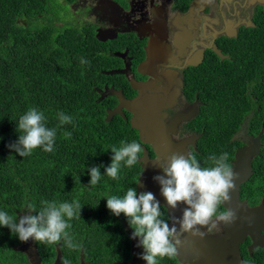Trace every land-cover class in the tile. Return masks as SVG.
Instances as JSON below:
<instances>
[{
	"label": "flooded vegetation",
	"instance_id": "flooded-vegetation-1",
	"mask_svg": "<svg viewBox=\"0 0 264 264\" xmlns=\"http://www.w3.org/2000/svg\"><path fill=\"white\" fill-rule=\"evenodd\" d=\"M77 5L81 8L75 13V23L85 25L87 32H94L101 43L98 55L103 77L102 87L97 90L105 105L104 119L117 118L127 123L133 131L132 141L142 147L137 164L132 166L137 194L147 191L155 197L160 195L156 199L161 204V218L170 227L177 223L179 230L177 220L187 206L180 203L175 210L167 206L159 183L153 179L163 174L159 165L166 164L175 152L193 154L201 167H212L209 157L227 152L233 169L235 154L239 152L245 159V170L240 176L245 178L238 181V199L248 207L259 205L264 182L258 189L249 185L255 160L261 154L262 129L255 131L254 123L250 124V112L241 118V111H236L235 117L225 120L237 125L226 142L228 127L223 125L224 115L233 111L224 108L223 100H210L214 92H206L208 84H200V75L205 72L207 60L232 58L231 49L240 41V35L258 26L257 21L264 15V0H78L70 6L77 10ZM152 46L159 52L151 54ZM216 50L228 57L220 58ZM131 81L140 84V88L133 87ZM120 99L133 101L134 105L122 106ZM113 110L116 112L107 116ZM133 123L141 127L142 139L140 130L131 126ZM248 169L251 171L247 175ZM115 188L113 185L105 190V203L98 206L100 213L89 215L97 218L86 220L89 227L101 223L100 233L85 231L83 242H74L73 248L56 242L54 253L48 258L37 246L39 264H53L58 252L59 264H63L64 249L70 264H147L141 259L144 249L137 246L139 237L132 238L128 218L123 213L112 214L106 206V198L112 196ZM225 211L230 209L222 202L209 223L198 226L197 235L181 234L174 257H157V264H210L213 249L219 250L221 264H229L226 251L234 248V243H228V239L231 236L234 241L237 222L233 217L229 221L221 219ZM261 236L264 237V230ZM252 243L250 235L241 231L239 264H264V246L257 245L250 252ZM26 249H20L25 255L23 264H32ZM258 252L261 259L256 257Z\"/></svg>",
	"mask_w": 264,
	"mask_h": 264
},
{
	"label": "trees",
	"instance_id": "trees-1",
	"mask_svg": "<svg viewBox=\"0 0 264 264\" xmlns=\"http://www.w3.org/2000/svg\"><path fill=\"white\" fill-rule=\"evenodd\" d=\"M77 1L0 0V211L18 221L26 212L36 214L43 201L75 200L82 208L70 225L82 221L83 232L97 234L103 225L89 227L86 220L97 218L89 215L100 213L105 190L116 185L110 195H125L133 187L132 166L124 162L117 179L105 174L114 155L111 149L119 148L121 141L131 143L133 131L117 118L104 119L105 105L97 90L103 77L101 43L85 25L75 23L79 9L70 5ZM257 23L234 43L231 59L207 60L200 75V84H208L206 92H214L210 100H223L224 108L233 111L224 115L226 142L237 125L225 120L235 117L236 111H241V118L250 112V124L254 123L255 131L262 129L261 154L249 185L254 189L264 182V15ZM30 108L43 113L46 127L56 128L54 151L45 152L41 146L21 157L8 145L22 134L17 124ZM61 112L72 117L71 123L60 125ZM91 167H100L101 179L95 185H90ZM58 242L66 245L63 237ZM20 243L15 233L0 226V264L25 262L17 248ZM35 243L44 258L54 253V244ZM63 251V261L68 260L67 250Z\"/></svg>",
	"mask_w": 264,
	"mask_h": 264
},
{
	"label": "clouds",
	"instance_id": "clouds-1",
	"mask_svg": "<svg viewBox=\"0 0 264 264\" xmlns=\"http://www.w3.org/2000/svg\"><path fill=\"white\" fill-rule=\"evenodd\" d=\"M44 119L40 110L28 109L17 124L22 134L8 147L21 157L31 155L33 149L41 146L45 152H53L57 130L46 127ZM71 120V116L59 113L60 125L71 123ZM111 151L114 155L105 174L117 179L121 162L128 167L137 164L142 147L136 141H121V146L113 147ZM209 159L213 166L201 167L195 155L173 152L166 164L159 165L163 174L153 178L159 183L161 195L169 208L175 210L180 203L187 206L177 220L179 230L175 226L177 223L170 227L169 222L161 218V204L152 192L142 191L138 195L136 187H130L123 197L106 198V206L112 214L119 216L123 213L128 218L133 228L132 238L139 237L137 246L144 249L141 259L147 264H157V257H174L181 243V234L197 235L200 231L198 226L207 225L217 214L218 205L230 200V192L235 189L236 174L228 163L229 154L212 155ZM89 173L90 185H95L101 179L100 167H91ZM42 203L44 206L36 214L21 215L18 221L6 211H0V226L7 227L24 242L32 239L54 244L63 237L66 246L73 248L66 229L71 227L69 221L80 215L82 205L75 200L71 203ZM232 216V212L225 211L220 218L229 221ZM63 264H70V261L64 260Z\"/></svg>",
	"mask_w": 264,
	"mask_h": 264
},
{
	"label": "water",
	"instance_id": "water-1",
	"mask_svg": "<svg viewBox=\"0 0 264 264\" xmlns=\"http://www.w3.org/2000/svg\"><path fill=\"white\" fill-rule=\"evenodd\" d=\"M150 52H151V54H153V53L159 52V50L155 46H152L150 49ZM216 52L220 56V58L221 57H228V55L224 56L219 50H216ZM131 84L135 88H140V84H136L133 81H131ZM120 101H121L122 106L125 105L127 108H130V105H134L133 101H128V100L123 101L121 99H120ZM115 112H116V110L108 111L107 116H111ZM131 126L136 127L140 130L141 139H142L141 127H139L135 123H133ZM234 163H235V166L233 167V171L236 174L235 189L230 192V197H231L230 200L223 202L224 205H228L230 212L233 213L232 217L237 222V225H236L235 231H234V241H233L231 236L228 239L229 240L228 243H230V244L234 243V248L226 251V253L229 252L228 253V257L230 258L229 264H239L240 263V258L237 255V251H238V243H239L241 231L244 230L246 233H248L250 235V237L252 239L253 243L250 246V252H252V249L257 245L260 247L264 246V237L261 236V231L264 230V196H263L260 204L255 206V207H248L244 203H240V201L238 199V181L241 180L242 178H245L244 176H242V178L240 176V175H242V173H244V170H245V168L243 169L244 164H245V159H243L240 156L239 152H237L235 154ZM250 171L251 170L248 169L246 174L247 175L250 174ZM139 186H141V187L143 186L141 181L139 182ZM139 190H140V188H139ZM159 196L160 195H156V197H159ZM171 212H173V211L171 210ZM223 244H225V243L223 242ZM20 245L17 246L18 249H21V247L23 250L26 249V247L29 248V250L26 249V251L29 255V260L31 261L32 264H39L40 263V257L38 254L37 245L35 243V240L29 239L26 242L21 241ZM218 253H219V250L213 249V251L211 252V257L209 258L210 264H221L219 262ZM60 259H61V253L58 252L57 257H56L55 261L53 262V264H59Z\"/></svg>",
	"mask_w": 264,
	"mask_h": 264
},
{
	"label": "rangeland",
	"instance_id": "rangeland-1",
	"mask_svg": "<svg viewBox=\"0 0 264 264\" xmlns=\"http://www.w3.org/2000/svg\"><path fill=\"white\" fill-rule=\"evenodd\" d=\"M75 8H81V5H77ZM103 185H101L102 187ZM92 200V198H91ZM27 213L29 212H26L25 215H27ZM82 224V221H74V223L71 225V227L66 230L71 239H72V242H77V243H82L83 242V239L87 236L81 229H80V226ZM88 236H91V237H96V236H92V235H88ZM98 238V237H96ZM100 239V238H98Z\"/></svg>",
	"mask_w": 264,
	"mask_h": 264
}]
</instances>
